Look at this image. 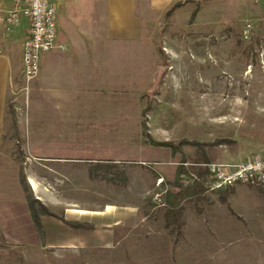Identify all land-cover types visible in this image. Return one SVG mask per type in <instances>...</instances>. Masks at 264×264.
I'll return each mask as SVG.
<instances>
[{
  "label": "rangeland",
  "instance_id": "374dc122",
  "mask_svg": "<svg viewBox=\"0 0 264 264\" xmlns=\"http://www.w3.org/2000/svg\"><path fill=\"white\" fill-rule=\"evenodd\" d=\"M131 5L91 9L114 36L96 82L40 63L10 103L0 264H264V187L210 191L205 167L264 156V0Z\"/></svg>",
  "mask_w": 264,
  "mask_h": 264
},
{
  "label": "crops",
  "instance_id": "0c3cea01",
  "mask_svg": "<svg viewBox=\"0 0 264 264\" xmlns=\"http://www.w3.org/2000/svg\"><path fill=\"white\" fill-rule=\"evenodd\" d=\"M52 1L56 6V44L52 50L43 53L40 58L41 70L47 69L48 72L46 82H49V76L54 75L55 72L67 70L78 76L74 78L76 81L90 85V83L97 80V66L110 65V62L103 59L105 58L106 44L112 43L114 38L112 32L105 24L99 29L96 27V17L94 11L92 12L91 10L94 7V3L99 1L128 3V8L126 7L128 15L125 18H131V3H173L185 0ZM11 7L12 2L9 0L0 4L1 10H7ZM115 21L119 24L121 22L120 17L117 16ZM27 32L28 25L26 21H22L20 25L14 26L8 31L0 28V138L2 131L8 129L10 103H13L16 110L19 107L18 101L21 103L22 100L19 81L22 70L23 42ZM122 32L123 30L120 27L117 30V35L115 34L118 43L122 39L125 41L129 39L127 35H122ZM98 56L102 59H98ZM104 74L105 70L101 71V75ZM60 80V78H56L52 81ZM30 182L31 187L36 188L35 182L32 180ZM79 212L83 213V211Z\"/></svg>",
  "mask_w": 264,
  "mask_h": 264
},
{
  "label": "built area",
  "instance_id": "2783aa9c",
  "mask_svg": "<svg viewBox=\"0 0 264 264\" xmlns=\"http://www.w3.org/2000/svg\"><path fill=\"white\" fill-rule=\"evenodd\" d=\"M6 0H0L1 2ZM12 7L0 8V28L8 31L22 21L28 25L23 42L21 83L28 91L37 77L40 58L56 44V6L52 0H9ZM207 189L217 191L237 183L264 187V156H255L241 162L217 161L207 163Z\"/></svg>",
  "mask_w": 264,
  "mask_h": 264
},
{
  "label": "trees",
  "instance_id": "16d2710c",
  "mask_svg": "<svg viewBox=\"0 0 264 264\" xmlns=\"http://www.w3.org/2000/svg\"><path fill=\"white\" fill-rule=\"evenodd\" d=\"M162 145H165V146H171V144L169 143H163ZM195 187H198V184L197 183H194L192 185H189L188 188L185 190L186 193H189L192 189H194ZM171 196L173 197H177V195H179V193H176V194H170ZM30 210H31V213H32V216H33V220L35 222V224L40 227V219H39V214L35 211V208L33 207V204H30ZM44 210V208H43ZM46 213V211H45Z\"/></svg>",
  "mask_w": 264,
  "mask_h": 264
}]
</instances>
